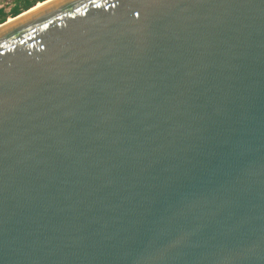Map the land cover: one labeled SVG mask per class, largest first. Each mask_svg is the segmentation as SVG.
<instances>
[{
	"label": "water",
	"instance_id": "1",
	"mask_svg": "<svg viewBox=\"0 0 264 264\" xmlns=\"http://www.w3.org/2000/svg\"><path fill=\"white\" fill-rule=\"evenodd\" d=\"M11 20L0 264H264V0H52Z\"/></svg>",
	"mask_w": 264,
	"mask_h": 264
},
{
	"label": "trees",
	"instance_id": "2",
	"mask_svg": "<svg viewBox=\"0 0 264 264\" xmlns=\"http://www.w3.org/2000/svg\"><path fill=\"white\" fill-rule=\"evenodd\" d=\"M46 0H10L8 10L6 7H0V24L9 18H14L19 14L33 8L36 4Z\"/></svg>",
	"mask_w": 264,
	"mask_h": 264
},
{
	"label": "rangeland",
	"instance_id": "3",
	"mask_svg": "<svg viewBox=\"0 0 264 264\" xmlns=\"http://www.w3.org/2000/svg\"><path fill=\"white\" fill-rule=\"evenodd\" d=\"M9 1L10 0H0V7H6V11H7L8 10ZM9 19H11V18H9Z\"/></svg>",
	"mask_w": 264,
	"mask_h": 264
},
{
	"label": "bare ground",
	"instance_id": "4",
	"mask_svg": "<svg viewBox=\"0 0 264 264\" xmlns=\"http://www.w3.org/2000/svg\"><path fill=\"white\" fill-rule=\"evenodd\" d=\"M50 1H52V0H48L47 2H44V3H38V4H36V5L34 6V8H32V9H36V8L42 6V5H44V4H46V3L50 2ZM8 21H12V20L9 19Z\"/></svg>",
	"mask_w": 264,
	"mask_h": 264
}]
</instances>
